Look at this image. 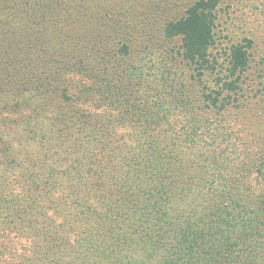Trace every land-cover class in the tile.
<instances>
[{"label":"trees","instance_id":"obj_1","mask_svg":"<svg viewBox=\"0 0 264 264\" xmlns=\"http://www.w3.org/2000/svg\"><path fill=\"white\" fill-rule=\"evenodd\" d=\"M110 1L0 0V264H261L264 192L213 119L251 42L221 76V0ZM155 27L192 74L153 95Z\"/></svg>","mask_w":264,"mask_h":264},{"label":"rangeland","instance_id":"obj_2","mask_svg":"<svg viewBox=\"0 0 264 264\" xmlns=\"http://www.w3.org/2000/svg\"><path fill=\"white\" fill-rule=\"evenodd\" d=\"M110 1V0H109ZM105 10L116 12L108 2ZM87 7L93 8V0H87ZM131 6V5H130ZM128 9V6H127ZM132 11H137L131 6ZM218 20L215 29V44L211 50L213 63L221 76L227 74L230 54L234 46L251 42L249 48V64L240 75L239 89L233 94L232 105L221 115H213L219 124L221 132H225L227 140L233 145L237 144L242 167L248 172V177L243 184L247 187L258 188L264 192V0H221L218 8ZM151 37L150 47L154 62L150 63L145 71L156 74V83L141 88V92L152 89V94L160 91L164 85L169 90L175 88L178 77L192 74V70L185 63L181 65L178 50L181 44L179 39L165 38L159 27H155ZM143 48H135L132 62L137 68L140 65L137 52ZM147 59V60H148ZM156 59V60H155ZM162 60V63L159 62ZM141 61H146L144 58ZM174 65L180 66V72L185 71V76L171 74ZM169 71L168 74L166 72ZM146 73V72H145ZM148 76V75H147ZM188 78L186 80H188ZM208 86H213L214 79L206 80ZM198 86V84H197ZM193 89V87H192ZM226 126V130L223 127ZM225 128V127H224ZM232 146H229L231 149ZM234 155V156H235ZM261 264H264V254Z\"/></svg>","mask_w":264,"mask_h":264}]
</instances>
